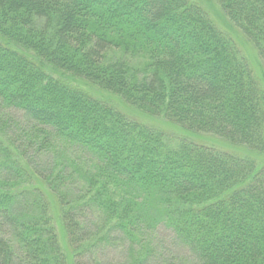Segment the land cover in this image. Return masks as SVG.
Listing matches in <instances>:
<instances>
[{"label":"trees","instance_id":"16d2710c","mask_svg":"<svg viewBox=\"0 0 264 264\" xmlns=\"http://www.w3.org/2000/svg\"><path fill=\"white\" fill-rule=\"evenodd\" d=\"M215 1L264 64V0ZM0 38V105L24 113L32 145L77 150L87 167L39 173L0 133V264H152L162 225L195 264H264V166L172 137L68 80L264 152V91L199 4L0 0ZM117 241L126 257L102 261Z\"/></svg>","mask_w":264,"mask_h":264},{"label":"rangeland","instance_id":"374dc122","mask_svg":"<svg viewBox=\"0 0 264 264\" xmlns=\"http://www.w3.org/2000/svg\"><path fill=\"white\" fill-rule=\"evenodd\" d=\"M191 1L199 4L212 18L217 27L233 41L242 57L248 62L260 88L264 91V64L257 50L245 34L229 19L222 10L220 4L215 0ZM68 80L91 94L112 102L117 108L131 118L148 124L172 137H184L192 142L194 141L206 146L227 150L241 156H249L253 158L259 166H264V152H254L247 149L245 146H230V144L211 134L191 133L177 124L168 121L164 117H152L141 112L112 93L98 90L80 80L74 81L72 78H68ZM32 128V123H30L21 110L0 105V133L2 137L7 143L8 141L14 142L21 150H25L26 148V157L34 170L39 173H48L54 171L52 169L54 161L68 163L70 160L78 162L82 169L87 168L84 156L77 150L52 149L48 144H45L44 147H40L39 149V147L32 145L31 136L29 135ZM73 170L74 167L69 165L68 172H72L74 178L67 180L66 184L74 189L72 190L73 193L78 194L81 187L80 181L82 179L79 174ZM72 197L73 196L69 194V198L71 199ZM153 243L156 251H154L153 254L152 264H195L194 256L174 238L172 231L164 225L160 226L155 232ZM126 255L125 246L120 243V241H117L109 246L108 249L103 250L102 253L99 254V258L105 262H116L125 258Z\"/></svg>","mask_w":264,"mask_h":264}]
</instances>
